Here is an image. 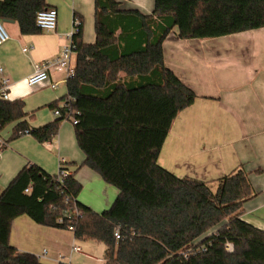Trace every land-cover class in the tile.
<instances>
[{
	"label": "trees",
	"instance_id": "obj_1",
	"mask_svg": "<svg viewBox=\"0 0 264 264\" xmlns=\"http://www.w3.org/2000/svg\"><path fill=\"white\" fill-rule=\"evenodd\" d=\"M153 2L152 12L143 14L117 0H94L91 43L83 41L81 17L74 14V76L65 95L74 101L56 105L62 117L27 128L39 142L48 141L76 110L81 165L117 188L115 200L95 212L77 199L81 184L73 173L60 180L36 164L22 167L0 190V264H43L9 242L12 221L23 214L44 226L67 229L71 223L74 239L104 245L102 264H264V231L241 219L243 203L256 195L243 168L212 183L179 177L158 163L173 120L196 98L165 66L164 38L174 27L183 39L263 27L264 0ZM48 7L46 0H0V18L16 21L23 34L38 33L36 14ZM24 116L22 100L0 99V129ZM24 128L19 121L13 135ZM59 168L69 170L68 163ZM68 207L80 212L72 222L64 217ZM189 247L194 253L184 258L180 251Z\"/></svg>",
	"mask_w": 264,
	"mask_h": 264
},
{
	"label": "crops",
	"instance_id": "obj_2",
	"mask_svg": "<svg viewBox=\"0 0 264 264\" xmlns=\"http://www.w3.org/2000/svg\"><path fill=\"white\" fill-rule=\"evenodd\" d=\"M117 1L121 8L143 14H150L154 5L153 0ZM46 2L57 10L55 31L23 34L16 21L3 19L10 38L0 45V82L8 80V100H22L25 116L0 129V190L26 165L36 164L54 174L63 159L81 184L77 199L100 213L111 206L118 190L81 165L85 154L73 124L61 121L57 133L45 142L30 134L13 135L19 121L27 129L56 118L53 109L62 105L67 92L64 73L51 71L47 81L33 86L26 85L25 79L36 63L59 53L65 34L73 29L74 14L81 17L83 41L95 39L94 0ZM162 50L165 66L196 98L173 120L158 163L179 177L212 183L243 168L256 195L243 203L241 219L264 231V26L190 39L180 38L174 27L164 38ZM51 83L57 86L52 88ZM73 238L68 229L40 225L23 214L12 221L9 242L20 251L34 253L43 264H71L73 252H80L73 250L80 248Z\"/></svg>",
	"mask_w": 264,
	"mask_h": 264
},
{
	"label": "built area",
	"instance_id": "obj_3",
	"mask_svg": "<svg viewBox=\"0 0 264 264\" xmlns=\"http://www.w3.org/2000/svg\"><path fill=\"white\" fill-rule=\"evenodd\" d=\"M78 23L77 18H73V29L65 34L66 42L62 45L59 53L49 59L43 60L40 63H36L34 65L33 72L25 79V83L28 86H33L42 82H45L49 78V73L51 71H57L64 73V79L63 81H67L70 77L74 76V66H75V60H73V56L75 58V42L72 39V35L75 31V25ZM35 24L37 27H39L43 31H55L57 28V10L55 7H48L45 9H42L37 12L35 17ZM10 38L9 33L3 26L2 20L0 18V45L8 41ZM23 51H27V47L22 48ZM1 71V68H0ZM7 82L8 80L6 78H3L0 82V99L2 100H8L9 94L7 92ZM50 87L54 88L57 86V83H51L49 85ZM74 101V98L71 96H65L63 103L60 107H68L70 102ZM60 107H55L53 109V114L55 117H62V112ZM74 114H77L78 112L76 110L71 111L68 113V115L64 118V120H70L73 124L77 122V119L73 116ZM22 134H29V129H25ZM65 162L63 159L60 161L59 165L61 163ZM58 178L62 180L66 175L69 174V170L67 169H58ZM25 191H28V188L25 189ZM80 214V212L74 208H66L64 210V217L72 222V220L77 217ZM63 218H59L58 222H62ZM68 230L72 231L73 226L70 223L68 225ZM114 235L116 238H119V229L116 228L114 230ZM73 250L80 251V248L75 246L73 247ZM202 250H205V248H202ZM226 250L232 251L233 247L231 243L226 244ZM191 253H194L193 247H189L187 250L180 251V254L184 258H188ZM69 264V263H66Z\"/></svg>",
	"mask_w": 264,
	"mask_h": 264
},
{
	"label": "rangeland",
	"instance_id": "obj_4",
	"mask_svg": "<svg viewBox=\"0 0 264 264\" xmlns=\"http://www.w3.org/2000/svg\"><path fill=\"white\" fill-rule=\"evenodd\" d=\"M1 20L3 26L9 33V29L6 22H4L3 19ZM65 121H69L71 124H73L70 120H65ZM9 124H7L6 126H8ZM57 172H58V168L56 173L54 174H57ZM72 242H75L77 245H79L81 250L80 252H73L70 259L71 264H102L103 263L102 259L104 257V245L102 243L93 239L79 240L74 238L72 239ZM67 260L69 261L68 258Z\"/></svg>",
	"mask_w": 264,
	"mask_h": 264
},
{
	"label": "water",
	"instance_id": "obj_5",
	"mask_svg": "<svg viewBox=\"0 0 264 264\" xmlns=\"http://www.w3.org/2000/svg\"><path fill=\"white\" fill-rule=\"evenodd\" d=\"M4 20H8V19H4Z\"/></svg>",
	"mask_w": 264,
	"mask_h": 264
}]
</instances>
